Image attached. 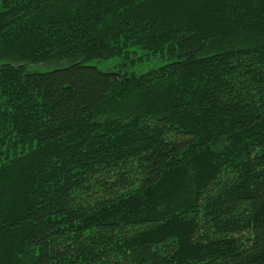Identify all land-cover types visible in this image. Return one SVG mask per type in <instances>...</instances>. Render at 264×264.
<instances>
[{
  "label": "trees",
  "instance_id": "1",
  "mask_svg": "<svg viewBox=\"0 0 264 264\" xmlns=\"http://www.w3.org/2000/svg\"><path fill=\"white\" fill-rule=\"evenodd\" d=\"M0 264H264V0H0Z\"/></svg>",
  "mask_w": 264,
  "mask_h": 264
},
{
  "label": "rangeland",
  "instance_id": "2",
  "mask_svg": "<svg viewBox=\"0 0 264 264\" xmlns=\"http://www.w3.org/2000/svg\"><path fill=\"white\" fill-rule=\"evenodd\" d=\"M138 55L141 57V59H138L136 62V65L134 67H129L130 70H134L137 72L145 71L152 67H157L159 65H162L166 63L167 59L160 58L158 56L154 55H146L142 51H138ZM117 63V59H108L104 61H93L92 64L96 65L101 70H113L114 64ZM67 64L66 61L61 62H53V63H40V64H31L28 65V69L30 71H45L50 70L53 67L61 66Z\"/></svg>",
  "mask_w": 264,
  "mask_h": 264
}]
</instances>
